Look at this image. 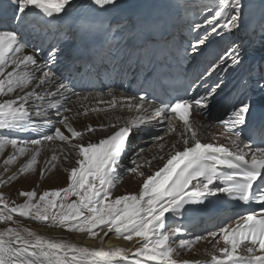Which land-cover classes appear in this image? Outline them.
I'll use <instances>...</instances> for the list:
<instances>
[{
  "label": "snow or ice",
  "instance_id": "6c2138e0",
  "mask_svg": "<svg viewBox=\"0 0 264 264\" xmlns=\"http://www.w3.org/2000/svg\"><path fill=\"white\" fill-rule=\"evenodd\" d=\"M74 3L75 0H0V96L8 97L0 100V129L25 131L29 127L35 128L26 107L32 100L37 102L35 115L47 117L50 110L57 114L61 109L72 112L73 109L66 106L72 97L79 101L90 99L66 85L62 75L54 72L51 65L67 61L66 67L79 71L85 67L84 61L91 62L99 55L91 48L90 38L96 30L93 22L82 17L83 23L71 32V49L65 51L62 44L50 45L43 64L39 62L35 49L32 54L25 53V44L19 39V30L23 26L41 22L50 24L52 18L73 15L69 9ZM87 8L90 12L103 10L121 14L105 29L112 33L108 42L109 59L131 58L117 40L118 36L128 34V44L124 48L140 53L137 62L151 67L161 78L173 76L183 67L184 59L195 60L206 46L208 32L204 36L197 35L186 48L176 44L172 24L163 6L128 17L127 22L126 8L121 0H89ZM204 28L211 33L225 29L229 34L246 31L249 43L244 42V37H239V42L233 41L184 89L185 95H176L156 104L149 103L146 95L121 97L109 91L107 95L111 99L106 108L87 107L81 103L83 112L76 110L75 114L108 112L119 106L134 111L136 115L126 119L114 116L107 123L88 125L82 130L73 127L71 118L63 115L58 125H62L69 135L60 126L53 125V133L44 135L42 140L18 142L0 136V153L9 145L17 150L4 161L6 168L15 163L18 156L28 152V145L38 146L44 141L68 142L76 153L74 165L67 170L65 187L39 193L35 189L21 191L18 194L25 198L24 202H12L11 206L0 193V221L5 225L0 230V264H264V211L259 215L255 211L239 215L233 223L223 224L218 231L191 239L182 238L186 230L177 220L195 216L212 203L209 198H219L221 194L244 204H258L264 210V52H261L259 64L242 81L237 101L217 121L230 133H243L252 143H246L240 135L235 139L229 137L226 144L202 143L195 126L196 117L211 114L209 105L223 85L222 78L208 83L213 74L217 70H226L221 67L225 63L230 67L242 66L253 55L250 44L255 43L257 34L259 46L264 49V0L259 3L254 0H219L217 10L212 11L210 17L202 23L190 25L192 31ZM197 81L201 83L198 85ZM198 86L205 88L203 95H188ZM97 95L104 96L103 93ZM100 103H104L103 99ZM154 118L165 123V135L173 133L180 125L183 147L181 150L173 144L163 166L146 175L140 171L145 165L137 163L145 149L140 148L131 157H127V153L131 148L132 134L142 131ZM50 124V120L44 121L45 127ZM98 130L107 132V135L96 142L72 144L73 139L83 141L85 134ZM164 138V135L157 134L152 136V141ZM159 147L163 150L164 145ZM39 154L37 148L19 173L34 170ZM68 158L65 155V159ZM125 158L130 159L132 165L127 171L143 177L141 188L137 193L113 196ZM156 158L163 160L164 156L153 157ZM52 160L57 157L53 156ZM145 164L150 168L151 160ZM43 174L42 171L41 176ZM16 178L13 173L0 183L6 184ZM14 216L84 233L90 238H99L102 243L110 232L126 241L139 238V247L131 259L129 250L123 247H81L22 227L18 220L14 221ZM10 222L16 227H8ZM201 241L212 244L211 252L205 249L211 257L209 261L180 258L181 251H191Z\"/></svg>",
  "mask_w": 264,
  "mask_h": 264
},
{
  "label": "bare ground",
  "instance_id": "6f19581e",
  "mask_svg": "<svg viewBox=\"0 0 264 264\" xmlns=\"http://www.w3.org/2000/svg\"><path fill=\"white\" fill-rule=\"evenodd\" d=\"M80 5H83V8L87 9V5L89 0H75ZM142 0H121V3L125 5L126 12L124 13L125 21L127 22L128 17H134L135 7ZM176 2L177 11L180 16V31L177 36L185 39L187 47L189 42L194 41L196 36H204L205 32H208L206 36V44L207 47L203 48V52L206 54L213 53L212 60L215 59L219 54L225 52V50L229 47V45L233 41L239 42V37H244V42L249 43L247 38V32L241 31L239 33L229 34L228 30H223L219 33H211L207 28L192 31L190 29V25L196 23H202L206 17H210L212 11L217 10V4L219 0H174ZM255 3H259V0H254ZM108 12H104L101 10V14H105ZM113 18V23L116 19L120 17L119 12L109 13ZM223 23V21H221ZM19 34H38L30 32L28 27H23L19 30ZM58 34H65L64 32H59ZM189 35V37L187 36ZM128 38V34L120 37L121 48L126 51L124 45H126V41ZM26 54H32L29 50L25 48ZM41 64L42 61L39 60ZM226 70H219L221 76L224 79V84L229 85L233 82L232 86H236L237 89H241V67H230L229 63H225L221 66ZM37 75L39 73L37 72ZM55 91V88L51 89ZM39 91V90H38ZM114 95H119L121 97L129 96V94L111 91ZM101 92H92L88 94H83L84 96H89L90 99L87 101H79L76 97H72L71 101L66 104L67 107L72 108V112H64L63 109L60 110L59 114L56 113L55 110H50V113L47 117L44 116H36L35 115V105L36 101L32 100L29 102L26 107L29 108L32 123L36 125L35 128L29 127L25 131H16V129H12L11 138L16 139L18 142H28L32 139H43L44 135L53 133V125L60 126L62 131H65L66 135H69L65 129H63L62 125H58V122L54 120V118H60L63 115H68L71 119L73 127L77 130H82L88 125L96 126L100 123H107L108 120L114 116H120L122 118L134 117L136 113L134 111H129L126 108L117 107L116 109L109 110L108 112H89L87 115L81 114L76 115V110H79L81 113L83 109L81 108V103H83L87 107H99L106 108L107 101L111 99L108 97L107 93H103L104 96L101 98L99 94ZM14 95V94H11ZM95 97V98H92ZM8 97L0 96V100L7 99ZM101 99H103L104 103H100ZM123 103V100H122ZM50 120L51 124L48 127L44 126V121ZM161 122V121H159ZM158 119L154 118L150 123L147 124L145 128H147L150 133L153 131L155 134L164 135V140L156 141L153 143L152 135L145 136L143 133L136 132L135 133V141H131V148L127 153V157H131L132 148L133 152L135 150H139V148H144L147 151H144L143 157L144 159H138L137 163L141 165H145L140 169V171H144L145 174H151V172L159 169L166 162L168 156L167 153L172 151V145L175 144L176 148L182 150V144L180 143V133L183 131L180 125L176 126V130L173 133L165 135V123L163 125H159ZM195 126L197 130L198 138L202 143H218V144H226L228 142V138L231 137L228 135L221 127L215 126L210 122L206 121L202 116L196 117ZM5 130L8 129H0V136H6L4 133ZM107 135L105 131H96L92 133H87L83 136V141L80 138L73 139L72 144L80 143V142H96L98 139L103 138ZM144 135V136H143ZM232 139H235L231 137ZM44 141L42 144L45 146L39 151L40 155L37 157V163L34 166V170L29 171L25 174H20L19 169L26 164L31 157L35 154L36 149H40V145H28L29 150L24 156H18V159L15 163L9 164L6 168L4 161L8 156L13 155L17 152L12 146H6L3 153H0V180H7L8 176L13 173L16 174L17 178L11 180L2 186L3 183H0V193H3L4 198L9 201L10 206L12 202L22 203L25 198L20 196L18 193L21 191H29L35 189L38 193L44 190L56 189L65 187L67 184V170L70 169L74 165V158L76 153L74 150H71V145L68 142H63L59 140H54L53 142H60L57 145H48ZM163 144V150L160 149L159 145ZM47 148V149H46ZM71 150V151H70ZM70 153V154H69ZM52 155L57 157V160H52ZM65 155H68L69 158L66 160ZM134 155V153H133ZM163 155L164 159L161 160L159 158L153 159V157H159ZM151 160V167L149 168L145 161ZM131 162L130 159L125 158L120 166L119 173L121 179L117 182L116 186L113 189V196H119L127 193H137L140 191L141 182L143 177H141L138 173H130L127 171L130 168ZM43 171V176H41V172ZM72 199H75L73 197ZM2 208V205H0ZM6 211V210H5ZM18 220L22 227H28L33 231L37 232L40 235H44L53 239H62L69 241L71 243H75L81 247H90V248H99L104 247L105 249L114 248V247H123L129 250V258H132V253L135 251L139 244L137 241L139 238H135L133 241H126L122 237L115 236L114 233H108L107 236L104 237L103 243L99 238L93 239L90 238L87 234L84 233H75L69 232L65 229H61L58 227H52L47 224L33 221L31 219L14 216V221ZM8 227H16L15 223L10 222ZM5 227L4 223L0 221V230ZM204 235H207L204 234ZM103 236V233H101ZM195 235L193 232L183 233L182 238L191 239ZM222 243V242H221ZM207 252L212 251V244L208 241H201L194 246V249L191 251H181V259H186L189 261H203L206 259H210V255Z\"/></svg>",
  "mask_w": 264,
  "mask_h": 264
},
{
  "label": "rangeland",
  "instance_id": "374dc122",
  "mask_svg": "<svg viewBox=\"0 0 264 264\" xmlns=\"http://www.w3.org/2000/svg\"><path fill=\"white\" fill-rule=\"evenodd\" d=\"M48 145H57L58 143H60V142H53V141H48V142H46ZM63 143V142H62ZM41 146V148L39 149V151L45 146V144H41L40 145ZM30 146H28V148H29ZM135 148V146H133V148H132V153H131V156H133V153L135 152V151H137V150H135L134 152H133V149ZM47 149V148H46ZM140 149V148H139ZM145 151H147L146 149H145ZM40 153H41V151H40ZM40 155V154H39ZM53 156H55V155H52L51 157H53ZM141 159H144V157H142ZM5 184L3 183L2 184V186H4Z\"/></svg>",
  "mask_w": 264,
  "mask_h": 264
}]
</instances>
